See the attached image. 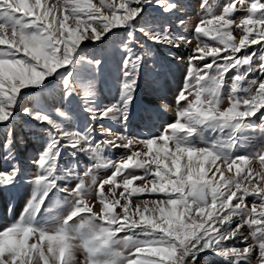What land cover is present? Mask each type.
Segmentation results:
<instances>
[{
	"label": "snow or ice",
	"instance_id": "snow-or-ice-1",
	"mask_svg": "<svg viewBox=\"0 0 264 264\" xmlns=\"http://www.w3.org/2000/svg\"><path fill=\"white\" fill-rule=\"evenodd\" d=\"M199 7L176 117L140 139L129 121L153 48L192 43L180 31L181 0H0V190L32 186L24 214L0 228V264H200L206 255L218 264H264V0H200ZM121 31L118 95L101 106L105 44ZM86 41L101 51L86 54ZM21 113L44 137L30 176L21 167L29 143L17 131ZM81 113L119 127L82 128ZM250 130L259 131L257 143L239 154ZM116 149L126 155L105 156ZM81 155L91 161L82 175ZM100 168L111 172L101 179ZM145 194L153 198L133 204ZM54 206L63 214L43 219Z\"/></svg>",
	"mask_w": 264,
	"mask_h": 264
},
{
	"label": "rangeland",
	"instance_id": "rangeland-1",
	"mask_svg": "<svg viewBox=\"0 0 264 264\" xmlns=\"http://www.w3.org/2000/svg\"><path fill=\"white\" fill-rule=\"evenodd\" d=\"M55 0H46V3L52 4ZM113 0H105V3H112ZM118 2V0H116ZM226 0H209L210 4L223 5ZM91 3L96 6H100V0H91ZM184 5L183 12L180 14L185 20V25L180 31L185 35L192 38L191 44L181 43L178 48L167 47L153 48L154 56L147 60V63L141 71V77L139 87L137 89L136 100L132 108V114L130 116V128L129 131L140 139H147L152 136H158L164 127L173 122L176 117L175 104L176 96L184 84V75L187 71L188 58L192 54V49L196 47L197 41L193 35V28L199 22V19L204 13L199 7L200 0H181ZM219 11V8L214 9ZM105 11H107L105 9ZM148 14H152V9L148 10ZM237 22L239 20V14H237ZM175 24V20L173 21ZM233 35L238 38L242 35V30L239 28L234 29ZM123 36V32H118L117 36L111 37L109 42H106L105 49L109 53V62L106 66V71L100 76L97 81L98 102L101 106L114 101L118 95V82L116 79V61L119 60V52L115 49L114 45L117 43L119 37ZM85 53L93 51H101L95 49L92 42H84ZM251 50L257 51V59L262 54L259 46H253ZM255 67V65H254ZM231 75H229V84L231 83ZM253 75L258 76V73ZM250 79L252 77H249ZM230 92V87L224 90L225 103L227 102V96ZM28 99H32L30 96ZM156 100L157 103H151L150 100ZM161 99L167 102V110H163L160 107ZM257 124L259 120H256ZM80 127L88 126L91 130L98 133L100 125L103 124L105 128L113 127L118 128V125H114L111 121L96 120L95 122L89 121L86 115H80L78 121ZM17 131L25 135L29 141L27 150L21 149L23 155L21 156V167L25 170V175L30 176L33 172V166L30 164L31 158L42 150L44 144V137L42 136V127L29 122L27 118L21 113L17 117ZM212 133H206V137H211ZM260 133L256 131H248L245 136V142L239 148V154H243L244 150L249 145L257 143V137ZM99 138V137H98ZM142 146H137L133 150H141ZM126 155V150L116 149L108 150L105 152V156L112 160H119L122 156ZM71 158L65 154L62 158V163L67 166ZM87 156H79V173L82 175L86 166L90 164ZM219 163V162H218ZM253 172L261 170V166L258 160L250 161ZM6 165L0 160V168ZM111 169L100 168L97 170L99 178H104L109 175ZM235 173V166H233V174ZM227 174V173H226ZM75 175V174H74ZM211 175V173H209ZM219 174H217V179ZM87 179V178H86ZM75 183V181H73ZM139 184V181L134 182ZM253 187V185H246ZM264 186V184H261ZM106 186V190H107ZM121 189H117V195ZM32 186L28 183H22L17 189L13 191L0 190V228H3L16 220H19L21 215L24 214V209L27 207L28 201L31 197ZM152 199L151 195L145 194L141 197H133V204L137 203L140 199ZM55 199V198H53ZM252 198H248L249 204H251ZM123 202V201H122ZM11 206V211H9ZM100 208L99 203H96L95 209L98 211ZM119 209H117L118 211ZM63 209L59 206H54L50 211L42 213V217L45 220H50L53 217L63 214ZM122 235V234H121ZM32 242V241H30ZM242 246V245H241ZM79 259H83V256L78 254ZM218 257L213 255H206L200 261V264H218Z\"/></svg>",
	"mask_w": 264,
	"mask_h": 264
},
{
	"label": "bare ground",
	"instance_id": "bare-ground-1",
	"mask_svg": "<svg viewBox=\"0 0 264 264\" xmlns=\"http://www.w3.org/2000/svg\"><path fill=\"white\" fill-rule=\"evenodd\" d=\"M150 102H151V103H155V102L157 103V101H156V100H153V99L150 100Z\"/></svg>",
	"mask_w": 264,
	"mask_h": 264
}]
</instances>
